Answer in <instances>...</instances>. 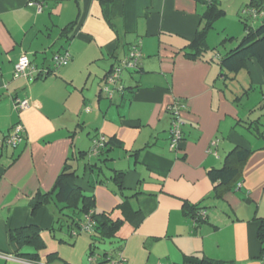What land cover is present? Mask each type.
<instances>
[{
	"label": "crops",
	"instance_id": "1",
	"mask_svg": "<svg viewBox=\"0 0 264 264\" xmlns=\"http://www.w3.org/2000/svg\"><path fill=\"white\" fill-rule=\"evenodd\" d=\"M29 1L0 0V264H88L90 234H55L64 203L31 209L35 193L50 191L68 166L72 183L93 195L94 210L119 222L112 237L95 243L96 253H109L98 254V264L120 255L119 264H264V124L254 118L264 112V71L255 58L236 73L218 63L244 24L221 22L222 35L209 30L207 50L192 58L185 47L202 24L201 1L113 0L107 14L100 0H41L40 12ZM218 1L239 16L250 0ZM250 21L256 28L262 18ZM224 40L230 43L215 55ZM134 45L137 68L124 71L123 90L105 98V75ZM63 51L70 60L52 64ZM22 54L41 74L29 82L13 77ZM15 97L29 107L15 109ZM175 99L183 104V137L174 151L167 107ZM16 122L23 140L6 148ZM99 136L108 145L98 157L89 150ZM239 149L250 151L242 163ZM223 166L240 168L226 185L208 176ZM191 207L204 209L205 219L194 222ZM30 224L45 244L36 261L18 257L34 250L10 238Z\"/></svg>",
	"mask_w": 264,
	"mask_h": 264
},
{
	"label": "trees",
	"instance_id": "2",
	"mask_svg": "<svg viewBox=\"0 0 264 264\" xmlns=\"http://www.w3.org/2000/svg\"><path fill=\"white\" fill-rule=\"evenodd\" d=\"M41 1V0H39ZM113 0H100V3L104 7V13L107 14L110 4ZM205 4V9L201 15L202 24L196 29L193 38L186 45V54L189 57L196 58L204 51L207 50L206 36L209 30L212 29L215 20L224 15V10L220 7L218 0H198ZM263 0H250L246 6L254 5L261 6ZM240 19L244 24V35L240 41L233 48L229 49L225 54L219 57V65L224 71L238 72L248 58H255L261 64L264 71V17L262 22L256 28L249 26L247 19L240 13ZM225 40L220 43L222 46ZM220 45L211 49L215 55L218 54ZM118 62L115 64L117 65ZM113 65L110 71L115 67ZM128 70V69H127ZM109 71V72H110ZM126 71V70H125ZM109 72L107 74H109ZM105 75V77L107 76ZM39 76L41 74H38ZM105 80V78H104ZM257 121V120H256ZM252 123V126H255ZM108 140L105 138L104 148L107 147ZM102 148L97 156L99 157L103 152ZM250 151L245 149H239L236 151V157L239 163H242L249 155ZM83 152H78L76 158H83ZM87 156V153L85 154ZM239 167L223 166L221 168H213L208 171V176L213 181H218L220 184H228L232 182L239 174ZM74 170L69 166L63 168L60 175L57 177L53 188L45 193L36 192L32 198V213L34 214L38 207L44 203L55 199L59 203H64L62 207L58 209V230H62V227L66 228V233L69 236L71 230L79 227V223L83 221L84 215L91 212L90 217L94 221L91 235V242L89 245V256L96 253L95 243L103 238L112 237L117 229L119 222L112 221L105 213H98L94 210V198L93 195L82 193L81 190L72 183V177H74ZM199 208H189V216L195 214ZM49 231H55V228H51ZM258 237L262 244H264V219L260 221L258 227ZM10 238L16 241L20 245H27L32 247L34 253H17L18 257L28 259L29 261H36L38 259V251L45 247L44 241L41 237L40 228L34 224L23 226L14 229L10 232ZM62 241V239H59ZM262 250L264 247L262 245ZM101 257L109 255L108 252L99 254ZM52 256H55L52 255ZM107 258V257H106ZM112 259V257H109ZM109 261V260H108ZM213 264H224L221 261H211Z\"/></svg>",
	"mask_w": 264,
	"mask_h": 264
},
{
	"label": "built area",
	"instance_id": "3",
	"mask_svg": "<svg viewBox=\"0 0 264 264\" xmlns=\"http://www.w3.org/2000/svg\"><path fill=\"white\" fill-rule=\"evenodd\" d=\"M29 6H33L36 8L37 12L42 10V2L39 0H30L28 2ZM242 15H247L253 18H263L264 17V9L259 8L254 5L245 6L241 10ZM141 57L140 48L138 45H134L130 48L128 53L118 61V64L107 74L105 77L104 83L101 87V90L106 93L108 98L112 97L113 91L115 88L118 90H123V86L120 84L121 76L123 72L127 69H135L138 66V61ZM70 60V54L68 51H63L61 53L54 54L53 62L55 65H63L66 64ZM13 77H25L28 81L34 79L36 75H38L37 67L31 62L29 57L26 54H22L19 56L17 61L13 66ZM110 84H113L110 86ZM13 104L15 109L23 110L29 107V102L26 98H18L15 97L13 99ZM183 104L180 103L178 100L172 101L167 110L170 113V126H169V148L170 150H177L179 144L183 137V130H182V119H181V112H182ZM24 137V127L20 122H16L12 127L11 130L5 135L4 137V144L11 148H16ZM217 142L213 141L212 144L215 145ZM105 145V137L99 136L94 137L92 139V145L89 150L90 155H97L98 152L104 148ZM91 212L84 215V219L82 222L79 223L78 228H74L71 230L70 234L72 236H77L81 232L90 233L92 231L94 221L90 217ZM206 211L202 208L196 210L195 214L191 216V219L195 222L199 218L205 219ZM98 254H93L89 256V264H98ZM109 264H119L123 258L121 255L119 259H109Z\"/></svg>",
	"mask_w": 264,
	"mask_h": 264
},
{
	"label": "rangeland",
	"instance_id": "4",
	"mask_svg": "<svg viewBox=\"0 0 264 264\" xmlns=\"http://www.w3.org/2000/svg\"><path fill=\"white\" fill-rule=\"evenodd\" d=\"M223 8H224V11H225V13H224V15L223 16H221L220 18H218L217 20H215L214 21V23H213V27H212V29L210 30V32H209V35H213L214 37H218V35L219 36H221L222 35V33H223V27L221 26V22H223V21H228L230 24H234L235 23V21H238V22H240V24H243V22H241V19H239V16H238V14H236L235 12H233V10L232 9H229V8H225L224 6H222ZM243 16V18L245 17L246 19H247V21L248 22H251L250 20H252V21H254V20H260V17H258V18H253V17H250V16H247V15H242ZM233 26V25H232ZM223 37V36H222ZM221 38V37H220ZM233 42H234V40H233ZM230 43V41L228 40V41H226V43L224 44V47H223V45L221 46L220 45V47H219V50L221 51V52H224L225 51V49H226V46H227V44H229ZM234 43H232L231 45H233ZM235 45V44H234ZM237 45V44H236ZM52 61L53 60H51V63H52ZM52 64H54V62L52 63ZM55 65V64H54ZM26 79V78H25ZM27 80V79H26ZM28 81V80H27ZM29 82V81H28ZM95 86L97 85V81H95ZM111 85H113V84H110V86ZM112 87V86H111ZM103 94H104V97L105 98H107L108 99V96L106 95V93L105 92H103ZM258 111V110H257ZM256 112V110H254L253 112H251V113H255ZM261 117V121H262V124H264V112H262L261 114H259V115H255V117L254 118H256V117ZM260 129H262V130H264V127L262 126V127H260ZM6 148H9V147H7L6 146ZM10 150H11V148H10ZM56 229H58V227H59V223H57L56 224ZM65 230H66V228L65 227H62V230H56L55 231V234L56 235H64L65 237H67L66 236V232H65ZM89 233H87V232H81L80 234H77V236L76 237H84V236H86V235H88ZM75 237V238H76ZM69 238V237H68ZM71 244V243H70ZM88 264H89V262H88Z\"/></svg>",
	"mask_w": 264,
	"mask_h": 264
}]
</instances>
